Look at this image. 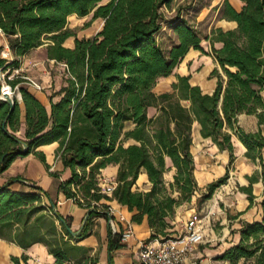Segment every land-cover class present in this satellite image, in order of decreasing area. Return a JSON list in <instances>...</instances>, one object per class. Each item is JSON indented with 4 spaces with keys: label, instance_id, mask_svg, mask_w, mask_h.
<instances>
[{
    "label": "trees",
    "instance_id": "1",
    "mask_svg": "<svg viewBox=\"0 0 264 264\" xmlns=\"http://www.w3.org/2000/svg\"><path fill=\"white\" fill-rule=\"evenodd\" d=\"M172 1L0 0V34L12 55L11 61L0 58L1 71L19 69L21 58L44 43L47 59L67 67L64 85L47 97L48 108L23 85L24 79L9 82L21 96L23 121L16 97L12 111L0 100V174L14 160L30 154L48 170L44 154L36 149L57 143L55 158L70 171V177L59 183V191L88 209L82 231L73 237L53 202L46 203L45 191L20 177L11 178L0 186V239L22 249L42 244L55 264H65L78 249L65 236L79 241L88 236L91 219L110 218L102 200L125 208L134 224L146 218L151 231L147 241L172 237L170 221L176 208L190 202L198 190L190 150L194 124L202 138L228 153L229 162L234 159L235 135L246 150L245 157L259 161L264 179V137L260 130L247 133L238 126L242 114L255 116L258 126H264V0H240L239 10L224 0L219 20L234 22L235 27L212 29L204 39L209 52L185 21L174 23L177 43L164 52L155 36L162 29L161 10ZM89 15L84 27L100 19L101 30L91 38L78 39L67 27L68 18ZM69 38L74 39L72 48L63 46ZM190 49L210 55L216 63L210 73L216 79L213 91L204 93L189 82L190 76L175 75L168 91L154 93L158 79L170 76ZM149 108L156 115L149 117ZM127 125L132 127L125 130ZM128 141L133 143L125 146ZM109 165L118 167L111 198L98 187L100 172ZM171 170L172 182L165 185L163 176ZM140 174L147 176V191L133 190ZM227 179L226 171L207 184L206 198ZM246 180L248 186L239 189L246 194L249 209L255 199L252 185L258 178L251 175ZM14 184L28 190L14 191ZM259 207L260 220L242 222L238 242L218 259L264 264V198ZM120 238L121 231L109 229L110 251L121 246ZM26 260L25 255L11 257L13 264ZM78 264L96 261L86 257Z\"/></svg>",
    "mask_w": 264,
    "mask_h": 264
},
{
    "label": "rangeland",
    "instance_id": "2",
    "mask_svg": "<svg viewBox=\"0 0 264 264\" xmlns=\"http://www.w3.org/2000/svg\"><path fill=\"white\" fill-rule=\"evenodd\" d=\"M107 1L108 0H102L101 3L104 4ZM221 2L222 0H173L169 8H163L161 10L163 15L162 29L155 36L156 43L164 52H167L170 47L177 43V37L172 29L173 24L183 20L199 35V37L202 39V47H204L205 51L209 52L208 45L204 39L210 34L212 29L220 27L219 25L221 23L218 16V10L220 8V4H222ZM90 18V15L84 18L72 16L68 18L67 27L75 32L78 39L91 38L101 30L103 21L98 19L91 22L88 27H84L85 23L88 22ZM224 28L226 27L224 26ZM224 28L222 29L224 30ZM73 40V38H69L64 42L63 46H73ZM46 46L47 43H44L41 48L37 49L33 54V61L27 62V67H31L30 69L26 67H20L18 69V73L14 75H19L24 80L25 78H29L37 83L41 87V90L34 89L45 94L43 103L48 108L49 105L47 97L58 91L59 87L64 85V80L67 74L66 70L60 64L47 59ZM0 58L8 60L7 54H3L2 50L0 51ZM215 67L216 63L211 56L204 55L200 52H191L182 60L180 65L177 66L170 78H172L174 75H178L176 73L177 71H180V68L183 70H186L187 68V73L190 76L189 82L200 83L202 90H206V87L213 81L209 78V76L212 69ZM12 71L13 70H11L10 73ZM170 78L165 80L158 79V82L154 87V93L163 91L165 88H167ZM13 79H15V77H13ZM25 81L26 82L23 83V85L25 87H31L26 84L27 80ZM18 96L19 92L16 88L15 95L13 97L17 98ZM238 126L247 133L260 130L262 136H264V126L262 128L261 126H258L255 116L245 114L240 115L238 117ZM131 127L132 126L127 125L125 130L130 129ZM193 130H196V126L193 127ZM19 135L21 134L19 133ZM131 143L133 142L128 141L125 143V146ZM232 144L234 147V159L232 162H229V155L228 158L224 160V162L221 160H211V162H203L201 164L199 162L197 170L194 169V178L196 180L198 190L194 193L190 202L182 203L178 208H176L174 217L170 221L174 222V224L170 223L172 225L171 231H173L172 237H174L181 233L179 231L180 229L182 230V226L188 219V215L192 213L200 214L201 218L203 219L202 223L204 225L206 239L213 238V240L209 242V244L212 246H206L208 243L200 245L198 247L199 253L203 247L210 250L216 249L224 238H227L231 235V232L233 231L231 227L238 223L240 224V221L236 222L234 219H232V217L235 216L237 218L239 216L238 213L235 215L236 208L241 207V200L243 198L247 199V197L245 198L246 194L242 192L239 187L243 185L248 186V181L246 180L248 175H255L258 178V182L252 185V194L255 197L253 203L255 205L252 204L250 207L251 209L249 214L251 216L249 217V220H252L255 216L256 204H258V202L264 198V179H262L263 170L259 161H251L245 157V148L233 134ZM212 145L215 146L213 143ZM261 154L264 165V149L262 150ZM206 164L209 166H206ZM209 169L216 171L215 179H217V177L219 178L223 176L227 171L228 179L225 184L218 187L211 195H209V198H206L208 195L206 190L207 184L202 182L201 177L203 176V173L207 172ZM173 173L174 171L171 170L164 174L163 180L165 185H168L170 182H172ZM199 175L201 176L199 177ZM101 178L102 177L99 176L98 184ZM137 185V189H141V191H144L148 188L144 186L146 184H143L141 180L138 181ZM173 195L174 197L177 196L176 193ZM112 201L102 200L101 202L106 205L107 202ZM219 239L222 241H219ZM213 260L218 261L216 264H229L228 262L222 261L218 258H213Z\"/></svg>",
    "mask_w": 264,
    "mask_h": 264
},
{
    "label": "crops",
    "instance_id": "3",
    "mask_svg": "<svg viewBox=\"0 0 264 264\" xmlns=\"http://www.w3.org/2000/svg\"><path fill=\"white\" fill-rule=\"evenodd\" d=\"M223 1L224 0H222V2ZM228 1L236 10H239L242 6L240 0H228ZM220 23H221L219 25L220 27L217 28H224L225 26L226 28H224V30H228V29H233L235 27L234 22L220 20ZM72 47L73 46H68L67 48H72ZM0 48H1L0 51L2 50L3 54H7L8 61H11L12 55L8 48L7 39L2 34H0ZM39 48H41V46ZM37 49L30 51L27 55L21 58L20 67H26L29 69L31 68L29 66L27 67V62L33 61L32 60L33 54L36 52ZM191 52L195 53L199 51L190 49L188 53L185 55V57ZM179 70L180 71H177L176 74L180 76H189L187 73V68L186 70H183L182 68H180ZM170 76L160 79L165 80L167 78H170ZM209 78L212 79L213 81L211 82L210 85L206 87V90H202L200 83H191V84L199 86L204 93L210 94L215 87L216 79L212 78L211 76H209ZM175 80L176 79L174 75L172 78H170L167 88H165L163 91L157 92L156 94H160L168 91L170 89V84L172 82H175ZM27 88L40 102L43 103V99L45 98V94L43 92L36 91L32 87H27ZM153 92H155L154 89ZM17 100L19 101V104L21 106V111H22L21 120L23 121V109L21 105V99L17 97ZM154 115H156V110L154 108H149L148 116L153 117ZM194 126H196V130L194 131L192 128V146L190 150L194 157L195 169L197 170L199 162L200 164L203 162L204 163H207L209 161L211 162V160H217V161L221 160L222 162H224V160L228 158V153L225 151L220 152L215 146L212 145L210 139L202 138L199 134L198 125L194 124L193 127ZM262 127L263 126H261V128ZM257 131L258 130L253 132H257ZM56 148H57V143H53L50 145L40 146L36 149V151L42 152L44 154L45 163L48 165L49 168L48 170L44 166V164H42L32 154L25 157H19L16 160H14V162L9 166V168L6 171L0 174V186L4 185L11 178L20 177L22 180L32 183L35 186L41 188L48 195V198L45 197L46 203L52 201L54 204V211L56 212V214L60 216L63 220H65V222L68 225V228L72 232H77L79 234L82 231L83 226L86 222L85 218L87 217L88 209L82 208L72 199H66L65 196L59 191V183L61 181L67 180L70 177V171L68 169H65L62 163L55 158ZM206 166L209 165L206 164ZM117 170H118L117 166L109 165L101 170L100 176L102 178L116 181ZM215 172H216L215 170L209 169L207 170V172L203 173V176L201 177L202 182L209 184L214 180H216ZM50 173H56L58 175V178L51 176ZM200 176L201 175H199V177ZM139 180H141L143 184H146L144 186L148 188L144 191H147L150 187L147 176L145 174L139 175L136 181V185L133 187V190L141 191V189H137L138 187L137 183ZM11 189L14 191L28 190L26 187L22 186L21 184L12 185ZM112 205L114 207H120L117 203H112ZM248 205H249L248 200L243 198L241 200V207L236 208L235 215L237 213H241V214L236 219H234V221L236 222L240 221V224L238 223L231 227L234 232L233 234H231L227 238H224L223 241L219 239V241L222 242L217 246L216 249L210 250L205 247L201 249L200 256L202 257L203 264H216V262L218 261L213 260V258H217L221 256L227 248L238 242L239 240L238 231L241 228L242 222H253L260 220L261 211L259 207V202L255 206L256 212L252 220H249V217L251 216L249 214V211L251 208L247 209ZM253 205L255 204L253 203ZM120 209L125 215L126 219L131 223L133 236L127 241H123V242L120 241L121 246L119 248L110 251L108 245L109 227L107 220L104 217L91 219L87 224L88 236H86L85 238L79 241H75V240H69L65 236V240H67L71 245L78 248L77 251L75 252V256L70 257V261L65 264H78V261H81L83 258L86 257L95 259L96 264H131L136 262L137 253L139 251L140 245L142 242H146L148 240L151 231L148 227L146 218L143 219L141 224H134L130 221L131 213L128 212L125 208L120 207ZM170 223L174 224V222H170ZM123 230H124V225L117 223L116 232H120V231L122 232ZM179 232H181V229ZM206 246H212V245L208 243V245ZM23 255L27 257L25 264H55L54 258L52 257V255L48 254L46 247L42 244H34L27 249H22L10 242L0 239V264H13L11 262V257L20 258Z\"/></svg>",
    "mask_w": 264,
    "mask_h": 264
},
{
    "label": "built area",
    "instance_id": "4",
    "mask_svg": "<svg viewBox=\"0 0 264 264\" xmlns=\"http://www.w3.org/2000/svg\"><path fill=\"white\" fill-rule=\"evenodd\" d=\"M58 64L65 70L67 69L64 63ZM17 73L18 69H14L11 73L10 70L2 72L0 69V100L4 99L5 96L13 97L15 95L17 87L13 89L9 82L13 80V77H21L14 75ZM25 80H27V85L36 90H41V87L33 80L29 78H25ZM116 185V181L101 178L98 187L101 194L111 198ZM112 203L115 201L106 204V212L110 217L108 225L111 231L116 233V224H123L124 230L121 232L120 241H127L133 236L131 223L126 219L120 207H114ZM202 222L203 219L199 213H192L183 224L179 235L167 239L142 242L137 253V260L131 264H203L198 247L211 242L213 239H206Z\"/></svg>",
    "mask_w": 264,
    "mask_h": 264
},
{
    "label": "water",
    "instance_id": "5",
    "mask_svg": "<svg viewBox=\"0 0 264 264\" xmlns=\"http://www.w3.org/2000/svg\"><path fill=\"white\" fill-rule=\"evenodd\" d=\"M102 25H103V23H102ZM18 98L21 99L20 94H19ZM1 101L5 102V103L10 107V111L13 110V108H14V104H15V103H14V99H13V97L5 96L4 99H2ZM23 147L26 148L25 145H23ZM86 219H87V217L85 218V220H86ZM67 230H68V232H69L72 236H77V235H78L77 232H72L69 228H67Z\"/></svg>",
    "mask_w": 264,
    "mask_h": 264
}]
</instances>
